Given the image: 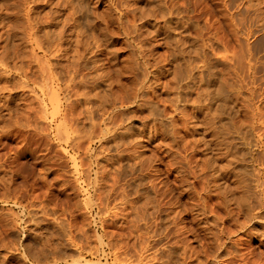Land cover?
Instances as JSON below:
<instances>
[{"label": "rangeland", "instance_id": "rangeland-1", "mask_svg": "<svg viewBox=\"0 0 264 264\" xmlns=\"http://www.w3.org/2000/svg\"><path fill=\"white\" fill-rule=\"evenodd\" d=\"M255 3L0 0V264H264ZM95 75L123 127L87 121L77 83Z\"/></svg>", "mask_w": 264, "mask_h": 264}, {"label": "bare ground", "instance_id": "bare-ground-1", "mask_svg": "<svg viewBox=\"0 0 264 264\" xmlns=\"http://www.w3.org/2000/svg\"><path fill=\"white\" fill-rule=\"evenodd\" d=\"M63 1V0H62ZM184 1V0H183ZM256 3V12L257 13H255V14H258V19L260 20V23H261V25H262V28H263V31H264V0H254ZM70 2V1H69ZM97 2V1H96ZM116 2V1H115ZM121 3V2H120ZM180 3V2H179ZM56 4V3H55ZM109 4V3H108ZM69 5V4H68ZM254 5V4H253ZM58 7V6H57ZM253 7V6H252ZM71 8H72V6H71ZM226 9V8H225ZM106 10V9H105ZM69 11V10H68ZM167 11V10H166ZM178 11V10H177ZM252 11H254V10H252ZM67 13V12H66ZM70 13H71V11H70ZM252 13V12H251ZM125 14V13H124ZM172 14V13H171ZM179 14V13H178ZM242 14V13H241ZM248 14V13H247ZM56 15V14H55ZM244 15V14H243ZM125 16V15H124ZM257 16V15H256ZM59 17V16H58ZM100 17V16H99ZM105 17V16H104ZM182 17V16H181ZM252 17V16H251ZM250 18V17H249ZM66 19V18H65ZM103 19V18H102ZM115 19V18H114ZM182 19V18H181ZM247 19V18H246ZM68 20V19H67ZM63 21V20H62ZM257 21V20H256ZM45 22V21H44ZM65 22V21H64ZM67 22V21H66ZM241 22H243V21H241ZM245 22V21H244ZM178 23V22H177ZM239 23V22H238ZM253 23H255V22H253ZM258 23H259V21H258ZM166 24H167V21H166ZM256 24H257V22H256ZM34 25V24H33ZM66 25V24H65ZM167 25H169V23L167 24ZM171 25V24H170ZM169 25V26H170ZM241 25V24H240ZM63 27H64V25H62ZM61 27V26H60ZM113 27V26H112ZM168 27V26H167ZM259 27H261V26H259ZM28 28V27H27ZM168 28H170V27H168ZM167 28V29H168ZM176 28H177V26H176ZM181 28V27H180ZM234 28V27H233ZM144 29V28H143ZM49 30V29H48ZM56 30V29H55ZM70 30V29H69ZM165 30V29H164ZM251 30V29H250ZM62 28H61V30H56V31H54V32H52V34L53 35H55L56 37H54V38H57V37H60V36H62L61 34H62ZM45 32H47V31H45ZM236 32V31H235ZM243 32V31H242ZM251 33V32H250ZM250 33H249V31L247 32V37H249L248 35H250ZM50 34V33H49ZM51 34V35H52ZM69 34H70V32H69ZM237 34V33H236ZM245 34V33H244ZM252 34V33H251ZM83 35H85V34H83ZM253 35V34H252ZM251 35V36H252ZM261 35V34H260ZM264 35V34H263ZM263 35H261V36H263ZM34 36V35H33ZM236 36V35H235ZM70 37V36H69ZM68 37V38H69ZM76 37H77V35H76ZM233 37V36H232ZM138 38V37H137ZM236 38V37H235ZM46 39V38H45ZM70 39V38H69ZM249 39H250V37H249ZM261 40V39H260ZM76 40L74 39V42H75ZM248 41V40H247ZM256 41V40H255ZM35 42V41H34ZM123 42V41H122ZM184 40L181 38V39H178L177 40V44H179L178 46H180L181 48L182 47H184ZM188 42V41H187ZM62 43V42H61ZM252 43V42H251ZM250 43V44H251ZM74 44V43H73ZM86 44V43H85ZM79 45V43H78V41L76 42V46H75V48H77V46ZM58 46V45H57ZM90 46V45H89ZM177 46V45H176ZM84 47V46H83ZM255 47H257V46H255ZM263 47V46H262ZM72 48H74V47H72ZM65 49V48H64ZM79 49V48H78ZM96 49V48H95ZM121 49V48H120ZM252 48H251V45H249V44H247V46H246V49L244 48V52L245 51H247V52H249L250 50H251ZM66 50V49H65ZM77 49H73L72 50V52L73 53H77V51H76ZM85 50V49H84ZM122 50V49H121ZM190 50V49H189ZM241 50H243V49H241ZM95 51V50H94ZM97 51V50H96ZM123 51V50H122ZM173 51V50H172ZM256 51V50H255ZM101 52V51H100ZM259 52V51H258ZM64 53H65V55L67 56L68 55V52H66V51H64ZM183 53H184V51H183V48L182 49H180L179 50V55H182L183 56ZM57 54V53H56ZM78 54V53H77ZM126 54H129V53H126ZM254 54H256V52L254 53ZM253 54V55H254ZM259 54V53H258ZM94 55V54H93ZM51 56V55H50ZM80 56V55H79ZM188 56V55H187ZM192 56V55H191ZM124 57H126L124 60H123V62H121V60H120V62L121 63H123L124 65L123 66H121V68L119 69V71L121 72V73H123V74H125V77H124V81H126V83H132V84H134V83H137V85H140V87L142 86V84L144 83V81L147 79V77H146V75H144V73H142V67H140V66H138V63H136V59H134L133 58V56H132V54H129V55H127V56H124ZM140 57V56H139ZM178 57V56H177ZM254 57V56H253ZM53 58V57H52ZM92 58V57H91ZM138 58V57H137ZM184 58V57H183ZM182 58V59H183ZM68 59V58H67ZM90 59V58H89ZM175 59V58H174ZM177 59V58H176ZM188 59V58H187ZM184 60V59H183ZM186 60V59H185ZM175 61V60H174ZM173 61V62H174ZM178 61H180V60H178ZM187 61V60H186ZM185 61V62H186ZM191 61V60H190ZM88 62V61H87ZM87 62L85 63V65H83V67L85 68H87ZM93 62V61H92ZM91 62V63H92ZM255 62V61H254ZM94 63V62H93ZM183 65L185 64V63H183V61L181 62ZM187 63V62H186ZM73 64V63H72ZM76 64V63H75ZM96 64V63H95ZM140 65H142L143 66V68H144V63H141ZM180 65V64H179ZM183 65L181 66L182 68H183ZM186 66H187V64H185ZM69 66H72V65H69ZM117 66V65H116ZM181 67H179V68H181ZM185 67V66H184ZM252 67H254V66H252ZM187 68V67H186ZM189 68V67H188ZM187 68V69H188ZM212 68V67H211ZM97 70L96 69V67H94V66H92V68L90 67L89 68V70ZM139 70V71H138ZM142 70V71H141ZM175 70V69H174ZM183 70H184V68H183ZM186 70V69H185ZM213 70V69H212ZM254 70V69H253ZM70 71V70H69ZM145 71V70H144ZM175 71H177V70H175ZM192 71V70H191ZM252 71V70H251ZM167 72V71H166ZM184 72V71H183ZM185 72H187V71H185ZM181 73V72H180ZM188 73L190 74V71H188ZM183 74V73H182ZM189 74H187V75H189ZM253 74V73H252ZM76 75V74H75ZM91 75V74H90ZM120 76H121V74H119ZM176 75H178V74H176ZM100 76V75H99ZM181 76V75H180ZM186 76V75H185ZM191 76V75H190ZM211 76H213L212 74H211ZM84 77V76H83ZM104 77V76H103ZM176 77V76H175ZM178 77V76H177ZM184 77V76H183ZM69 78V77H68ZM79 78H80V76H79ZM84 78H86L85 80L83 79V80H79V82L77 83V86H84L86 83H88L87 81L88 80H91L92 81V84H91V86L90 87H88V88H92L91 90H92V92H93V94L91 95H89V92H88V90H87V93H82L83 95H81L80 97H82V99L80 100V102H81V104L83 105V106H85V115L87 116V121H91V120H93L92 118H93V111L94 110H96L97 112H99V113H101L100 115V119H101V123L103 124V126H105V128L107 127V124H108V126L111 124L110 122H112L113 123V119L114 118H116L117 119V112H115L114 111V99H113V93L111 92V88L110 89H108L107 90V88L105 89V90H101V86H103L102 84L104 83V81L100 78V77H97L96 75L95 76H92L91 78H87V77H84ZM185 78V77H184ZM189 78V77H188ZM213 78H214V76H213ZM176 79V78H175ZM182 79V78H181ZM192 79V78H191ZM140 80V81H139ZM176 80H178V79H176ZM175 80V81H176ZM212 80V79H211ZM174 81V82H175ZM190 81V80H189ZM193 81V80H192ZM208 81V80H207ZM210 81V80H209ZM208 81V82H209ZM218 81V80H217ZM71 82V81H70ZM125 83V82H124ZM146 83V82H145ZM179 83V82H178ZM187 83H188V81H187ZM187 83H185V84H187ZM111 84V83H110ZM110 84L108 85V86H110ZM176 84V83H175ZM131 85V84H130ZM252 85V83L250 84V86ZM262 85V84H261ZM86 86V85H85ZM85 86L83 87V89L85 88ZM117 86V85H116ZM145 86V85H144ZM150 87V86H149ZM71 88V87H70ZM109 88V87H108ZM120 88V87H119ZM122 88H125L126 89V85H124L123 84V86H122ZM175 88V87H174ZM179 87H177L176 89H178ZM251 88V87H250ZM264 88V87H263ZM262 88V89H263ZM86 89V88H85ZM132 89H135V88H132ZM184 89V88H183ZM220 89V88H219ZM254 89V88H253ZM260 89V88H259ZM91 90H89V91H91ZM139 90V89H138ZM191 90V89H190ZM127 91V90H126ZM177 91V90H176ZM218 91V90H217ZM249 91V90H248ZM253 91V90H252ZM262 91V90H261ZM51 92V91H50ZM55 92V91H54ZM91 92V93H92ZM180 92H182V91H180ZM249 92H251V91H249ZM53 93V92H52ZM132 94H127L126 96H125V99H124V101H126V99L128 100V101H132V103L133 104H138L137 103V101L138 100H136L137 98L139 99V97H138V93H137V91H132L131 92ZM255 93V92H254ZM70 94H72V93H70ZM217 94V93H216ZM220 95H222L221 93H219ZM264 94V93H263ZM50 95V94H49ZM68 95V94H67ZM76 95V94H75ZM79 95V94H78ZM180 95H182V93L180 94ZM261 95V94H260ZM52 96V95H51ZM185 96V95H184ZM227 96V95H226ZM78 97V96H77ZM219 97V96H218ZM253 97H254V95H253ZM263 97V96H262ZM181 98V97H180ZM184 97H182L181 98V101H182V99H183ZM221 98H222V96H221ZM225 98V97H224ZM255 98H253V100H254ZM263 99V98H262ZM251 100V99H250ZM256 101H257V99H256ZM214 102V101H213ZM258 102V101H257ZM261 102V101H260ZM76 103V102H75ZM122 103H124V102H122ZM221 103H223V102H221ZM252 103V102H251ZM77 104H78V102H77ZM143 104V103H142ZM150 104V103H149ZM219 104V103H218ZM146 106H147V104H145ZM144 105V106H145ZM150 105H152V104H150ZM217 105V104H216ZM224 105V104H223ZM222 105V106H223ZM141 106H143V105H141ZM143 106V107H144ZM153 106V105H152ZM219 106H221V105H219ZM225 106H227V105H224V107ZM109 109H108V108ZM58 108V107H57ZM216 108V107H215ZM256 108H258V106L256 107ZM109 110V111H108ZM154 110V109H153ZM153 110H152V113H154L153 112ZM224 110V109H223ZM258 110H259V108H258ZM70 111H72V109L70 110ZM148 111V110H147ZM149 111H151L150 109H149ZM255 111V110H254ZM260 111V110H259ZM67 112V111H66ZM156 112V111H155ZM226 112V111H225ZM72 113V112H71ZM141 113V112H140ZM222 113V112H221ZM227 113V112H226ZM155 114V113H154ZM157 114V113H156ZM80 115V114H79ZM78 115V116H79ZM82 115H84L83 113H82ZM116 115V116H115ZM150 115V114H149ZM158 115V114H157ZM221 115H223V114H221ZM226 115V114H225ZM71 116V115H70ZM121 116V115H120ZM151 116V115H150ZM153 116H155V115H153ZM255 116V115H254ZM258 116V115H257ZM80 117H81V115H80ZM114 117V118H113ZM125 119V118H124ZM145 119H147V116H146V118ZM207 120V119H206ZM205 119H204V121H206ZM106 121H107V123H106ZM115 122V121H114ZM121 122V121H120ZM119 122V124H117V122H116V124H114L113 123V125H111V127H113V126H116V127H118V128H121V127H123V124H124V122L122 123H120ZM83 123V122H82ZM89 123V122H88ZM91 123V122H90ZM97 123V122H96ZM97 126L99 127V123L97 124ZM257 126V125H256ZM95 127V126H94ZM101 128V127H100ZM126 128H127V126H126ZM96 129V128H95ZM258 129H259V127H258ZM112 130V129H111ZM118 130V129H117ZM129 130V129H128ZM261 130V129H260ZM88 131V130H87ZM102 132V136H104V134L105 133H108L107 131V129H103V130H101ZM120 131V130H119ZM111 132V131H110ZM212 132H214V131H212ZM112 133V132H111ZM97 134V133H96ZM110 134V133H109ZM116 134V133H115ZM120 134V133H119ZM118 134V135H119ZM108 135V134H107ZM101 136V137H102ZM122 136H123V134H122ZM119 137H120V135H119ZM103 138V137H102ZM120 138H122V137H120ZM111 139V138H110ZM101 140V139H100ZM118 140H119V138H118ZM121 140V139H120ZM125 140H126V138H125ZM128 140V139H127ZM105 141V140H104ZM111 141V140H110ZM114 141V140H113ZM118 142V141H117ZM123 142V141H122ZM128 142V141H127ZM125 143V142H124ZM260 143V142H259ZM123 144V143H122ZM261 144V143H260ZM118 145V144H117ZM129 145V144H128ZM262 145H264V144H262ZM136 146V145H135ZM210 149V148H209ZM216 150V149H215ZM118 158V157H117ZM121 158V157H120ZM124 159H125V157H124ZM261 160V159H260ZM258 160H256V162H257ZM221 162V161H220ZM211 163V162H210ZM206 164V163H205ZM257 164V163H256ZM260 164H263L262 162H260ZM259 164V165H260ZM258 165V166H259ZM207 167V166H206ZM231 167V166H230ZM263 167V166H262ZM226 168V167H225ZM227 170H229V169H227ZM234 172V171H233ZM262 172V171H261ZM263 173H264V170H263ZM239 174V173H238ZM256 174H258V173H256ZM260 174V173H259ZM241 175V174H240ZM233 177V176H232ZM237 178V177H236ZM258 178V177H257ZM233 179V178H232ZM238 179V178H237ZM1 180V179H0ZM240 181V180H239ZM238 181V182H239ZM255 181V180H254ZM259 183V182H258ZM256 184V183H255ZM238 187V186H237ZM238 189V188H237ZM242 192V191H241ZM246 194V193H245ZM244 194V195H245ZM245 198H246V195L244 196Z\"/></svg>", "mask_w": 264, "mask_h": 264}]
</instances>
